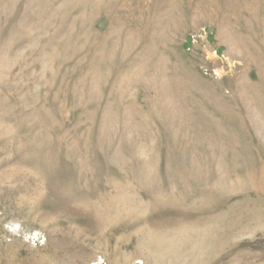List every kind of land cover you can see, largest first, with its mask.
I'll return each instance as SVG.
<instances>
[{
	"label": "rangeland",
	"instance_id": "374dc122",
	"mask_svg": "<svg viewBox=\"0 0 264 264\" xmlns=\"http://www.w3.org/2000/svg\"><path fill=\"white\" fill-rule=\"evenodd\" d=\"M0 264H264V0H0Z\"/></svg>",
	"mask_w": 264,
	"mask_h": 264
}]
</instances>
